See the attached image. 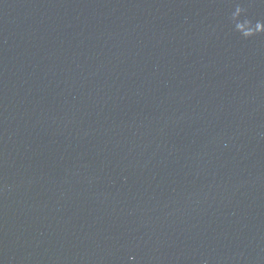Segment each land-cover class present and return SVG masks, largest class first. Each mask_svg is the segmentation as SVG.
Masks as SVG:
<instances>
[{"label": "water", "instance_id": "water-1", "mask_svg": "<svg viewBox=\"0 0 264 264\" xmlns=\"http://www.w3.org/2000/svg\"><path fill=\"white\" fill-rule=\"evenodd\" d=\"M0 264H264V0H0Z\"/></svg>", "mask_w": 264, "mask_h": 264}]
</instances>
